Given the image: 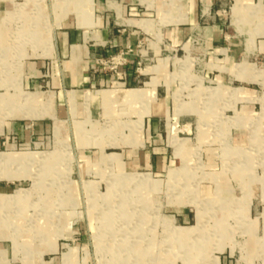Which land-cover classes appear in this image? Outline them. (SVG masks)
Segmentation results:
<instances>
[{
  "label": "rangeland",
  "instance_id": "obj_1",
  "mask_svg": "<svg viewBox=\"0 0 264 264\" xmlns=\"http://www.w3.org/2000/svg\"><path fill=\"white\" fill-rule=\"evenodd\" d=\"M69 1L0 0V41L6 35L27 44L19 46L18 55H6L11 62L0 63V70L9 71L0 79L1 96H17L25 61L34 60L42 43L54 39L55 27L66 16L82 18ZM151 36L155 56L148 55L153 62L142 65V73H172L174 109L167 119L175 123V139L182 141L175 149L180 157L174 154L173 161L178 170L169 176L121 174L124 168L97 161V151L90 149L97 142H86L83 121H55L49 131L53 137L31 146L17 143L21 148L14 151L22 159L0 166V181L13 178L3 175L5 170L22 178L0 183V195L26 193L9 204L0 198V264H45L43 252L45 261L57 258L63 264H222L230 252L237 264L246 257L254 258L251 264H264L259 258L264 255V57L236 62L229 85L233 94L222 84L202 91L210 87L200 77L207 49L192 46L181 54L160 31ZM245 72L248 87L238 77ZM242 87L251 91L249 99ZM155 93L154 104L161 106L163 95L156 87ZM196 102L224 109L196 112ZM104 105L91 133L99 139L118 136L120 146L139 141L136 112L120 101L118 112ZM7 119V110H0V125ZM181 211L189 215V227L178 220ZM109 218L116 220L107 223ZM248 238L260 244L245 255Z\"/></svg>",
  "mask_w": 264,
  "mask_h": 264
},
{
  "label": "crops",
  "instance_id": "obj_2",
  "mask_svg": "<svg viewBox=\"0 0 264 264\" xmlns=\"http://www.w3.org/2000/svg\"><path fill=\"white\" fill-rule=\"evenodd\" d=\"M78 1L90 5V12L82 13L74 8L75 13L81 14L82 18L78 20L74 13H71L72 17L66 16L60 27H55L54 39L42 43L44 48L39 50L34 60L25 61L17 96L0 95V110L6 109L8 116L7 121L0 125V166L22 159V156L14 151V143L31 146L36 141L47 140L53 137L49 135L53 123L67 118L73 123L83 121L87 126L86 142L96 140L97 145L90 149L97 151L95 158L97 157L100 164L124 168L126 173L120 171L121 174L151 177V174L167 172L169 176L176 173L179 167L173 168L175 149L182 141L175 139L172 128L175 123H170L167 119L174 109L170 105V79L173 76L169 71L155 77L145 71L141 76L137 75L135 67L138 43L146 42L151 32L160 31L164 42L181 54H186L192 46L205 47L208 52L200 77L204 81L203 84L210 87L205 86L202 91H215L212 86L222 84L228 88V95H231L233 89L229 85L234 78L236 62L241 59L251 60L252 55L264 57V0ZM23 36L25 37L26 33ZM26 45L23 39L21 42L20 39L9 40L6 35L2 36L0 63L11 62L6 55H18L19 46ZM127 48H131L133 54L127 58V65L119 69L125 74L124 81H118L117 76L100 68L92 69L97 57H108ZM150 54L155 56V52ZM0 73V79L5 80L9 75L8 68L5 71L0 70ZM238 77H241L243 84L248 87L249 82L245 80L249 79V75L245 72L238 74ZM137 80L143 82V89L137 88L141 87L137 85ZM143 80L149 82L144 83ZM155 87L158 95H163L162 99H158L162 101L161 106L155 105L153 101ZM242 88L245 90L243 93L247 97L250 96L251 91ZM152 90L154 95L151 96ZM130 93L139 94V97L130 99L127 97ZM97 94L102 98L94 97ZM87 96L91 97L89 101L85 100ZM27 101L29 106H25ZM119 101L126 109L136 112L138 129L142 128L139 141L131 140L121 146L118 145V136L113 139H99L102 136L91 133L96 131L94 126L96 119L101 117L105 109L104 103H107L111 111L118 112ZM141 103L145 106H140ZM199 105L201 104L196 102L192 110L198 112L204 109H224L214 103L209 106ZM176 107V110L180 109L179 105ZM225 107L229 108L228 102ZM243 107L252 110L246 103ZM167 127H170L169 130ZM171 149H174V152ZM108 151L113 152L107 153ZM3 175L13 178L2 180L0 183L12 184L22 180L21 175H13L12 171L5 170ZM177 216L185 225L183 227H189L186 222L189 215L186 212L181 211ZM115 220L109 218L106 222ZM259 240L248 238L243 254H254L256 242L260 244ZM44 255L43 252L42 261L45 264H63L62 260L60 262L57 258L45 261ZM259 258L261 262L264 261L263 254L259 255ZM249 259L243 258V263L251 264L249 261L254 258ZM222 264H237L233 252H230Z\"/></svg>",
  "mask_w": 264,
  "mask_h": 264
},
{
  "label": "built area",
  "instance_id": "obj_3",
  "mask_svg": "<svg viewBox=\"0 0 264 264\" xmlns=\"http://www.w3.org/2000/svg\"><path fill=\"white\" fill-rule=\"evenodd\" d=\"M150 40H154L152 36H147L146 42ZM146 42H139L137 46V62L135 67V72L137 75H142V65H144L146 62H153V58L149 59L148 55L150 52H153L151 49L150 42L146 44ZM198 44V43H197ZM133 54V51L131 48H127L125 50H120L118 53L108 56V57H97L95 59L94 65L92 66L93 70H97V68L102 69L104 72H108L110 74H113L117 76L118 81H124L125 80V74L123 72H120L121 67H125L127 65V58ZM154 57V56H153ZM137 85H144L143 82L140 80H137ZM17 146H20V144L14 143L13 147L16 148Z\"/></svg>",
  "mask_w": 264,
  "mask_h": 264
},
{
  "label": "bare ground",
  "instance_id": "obj_4",
  "mask_svg": "<svg viewBox=\"0 0 264 264\" xmlns=\"http://www.w3.org/2000/svg\"><path fill=\"white\" fill-rule=\"evenodd\" d=\"M70 3H72L74 5V8L78 11V12H90V10L92 9L90 5L86 4L85 2H81V1H78V0H70L69 1ZM136 90V89H135ZM137 93V92H136ZM136 93H130L128 94V98H133V97H136ZM78 95V94H77ZM94 97L96 98H100L101 96L99 94L95 95ZM91 97L90 96H87L85 97V100L86 101H89ZM102 98V97H101ZM78 99V98H77ZM8 160V159H7ZM9 161V160H8ZM13 162V161H12ZM9 176V175H8ZM7 176V177H8ZM11 177V176H10ZM131 177V176H130ZM12 178V177H11ZM137 178V177H136ZM142 179V178H140ZM140 182V181H139ZM143 185V184H142ZM137 186V184H136ZM141 186V185H140ZM139 186V187H140ZM145 186V185H144ZM138 187V186H137ZM142 187V186H141ZM148 187V186H147ZM25 192L22 191V192H17L16 195H12V196H4V195H0V198H3V203L4 204H9L11 202H16L19 200V198H23V197H26L25 196ZM1 223V222H0ZM4 238V237H3ZM14 245V244H13ZM18 246V245H17ZM14 249V248H13ZM150 252V251H149ZM65 256H68V255H65Z\"/></svg>",
  "mask_w": 264,
  "mask_h": 264
}]
</instances>
